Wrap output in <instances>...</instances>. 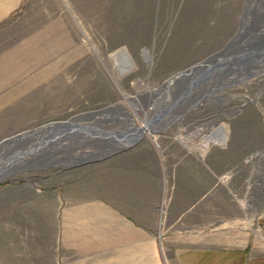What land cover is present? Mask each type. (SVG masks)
I'll return each instance as SVG.
<instances>
[{
    "label": "rangeland",
    "instance_id": "rangeland-1",
    "mask_svg": "<svg viewBox=\"0 0 264 264\" xmlns=\"http://www.w3.org/2000/svg\"><path fill=\"white\" fill-rule=\"evenodd\" d=\"M16 134L0 264H60L63 217L104 189L160 232L264 237V0H24L0 22V142Z\"/></svg>",
    "mask_w": 264,
    "mask_h": 264
},
{
    "label": "crops",
    "instance_id": "crops-1",
    "mask_svg": "<svg viewBox=\"0 0 264 264\" xmlns=\"http://www.w3.org/2000/svg\"><path fill=\"white\" fill-rule=\"evenodd\" d=\"M23 3L24 0H0V22ZM138 166L137 163L132 168ZM64 189L67 194L83 191L76 183ZM108 192L104 189L103 196L98 192L87 199L84 205L93 211H89L92 215L70 212L63 217L66 226L60 233V264H264V237L251 229L221 226L183 231L177 227L174 232H160L155 221L150 224L154 227H146L139 214L122 216L123 207ZM140 207L144 208V204ZM175 221L194 226L205 220L178 217ZM261 227L264 232V222Z\"/></svg>",
    "mask_w": 264,
    "mask_h": 264
},
{
    "label": "bare ground",
    "instance_id": "bare-ground-1",
    "mask_svg": "<svg viewBox=\"0 0 264 264\" xmlns=\"http://www.w3.org/2000/svg\"><path fill=\"white\" fill-rule=\"evenodd\" d=\"M145 53H147V52H145ZM144 55H146V54H144ZM190 71H186V72H184L180 77H177L176 79H174V81L173 82H175V81H177V80H179V79H181V78H183V76H185L187 73H189ZM172 83V82H171ZM170 83V84H171ZM169 84V85H170ZM128 114V113H127ZM128 117V116H127ZM127 119V118H126ZM123 120V119H122ZM133 122H130V124L133 126V124H132ZM37 132V130L36 131H33V132H30V134H33V133H36ZM29 134V133H28ZM28 134H22L23 136H26V135H28ZM29 134V135H30ZM19 137H21V135H18V136H16V137H14L13 139L11 138V139H7V141L5 140V142H0V149L4 146V145H6V143H8V142H10V141H12V140H14V139H16V138H19Z\"/></svg>",
    "mask_w": 264,
    "mask_h": 264
},
{
    "label": "water",
    "instance_id": "water-1",
    "mask_svg": "<svg viewBox=\"0 0 264 264\" xmlns=\"http://www.w3.org/2000/svg\"><path fill=\"white\" fill-rule=\"evenodd\" d=\"M145 52H147V50L143 49V53L146 54ZM18 134H16L17 136ZM10 137H6V138H3V140H6V139H9Z\"/></svg>",
    "mask_w": 264,
    "mask_h": 264
}]
</instances>
